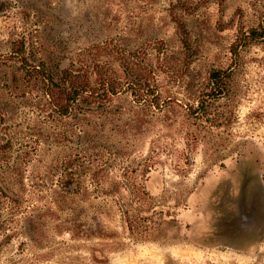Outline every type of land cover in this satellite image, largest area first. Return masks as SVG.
<instances>
[{"label":"rangeland","instance_id":"rangeland-1","mask_svg":"<svg viewBox=\"0 0 264 264\" xmlns=\"http://www.w3.org/2000/svg\"><path fill=\"white\" fill-rule=\"evenodd\" d=\"M2 1L0 264H264V222L238 244L242 222L229 226L220 205L242 168L264 198V40L236 56L227 49L239 26L263 24L264 0ZM177 2L192 7L180 13L198 48L186 66L169 15ZM104 41L143 52V61L162 42L168 62L154 65L143 88L123 83L108 101L78 100L65 115L13 52L23 43L29 62L55 75ZM226 67L228 93L190 116L206 70Z\"/></svg>","mask_w":264,"mask_h":264},{"label":"trees","instance_id":"trees-1","mask_svg":"<svg viewBox=\"0 0 264 264\" xmlns=\"http://www.w3.org/2000/svg\"><path fill=\"white\" fill-rule=\"evenodd\" d=\"M3 7L4 2L0 0V11ZM191 10L192 7L183 2H177L169 8V15L174 22L175 33L181 48L182 58L180 63L185 66L191 62L192 57L198 52L196 39L192 38L187 29L185 18L180 13L182 11L188 14ZM263 40L264 22L263 24L262 22L258 23L255 27L244 28L239 26L227 49L231 55L236 56L241 48ZM90 48L94 51L93 58L88 61L77 60L71 62L55 75H51L42 63L32 64V62H29V58L24 52L23 43L13 52L22 67L29 66V70H26L25 73L30 74L32 83L37 86L40 96L45 98L46 104L52 106L54 111L60 115L67 114L70 106L78 100L88 104H100L108 101L112 95L120 90L124 85L123 83L143 88L148 78L152 82L154 80L153 72L156 68L154 65H165L168 62L166 54L162 53V42L154 46L153 49L155 50L152 58L149 60L145 58L146 61H143V52L126 50L117 43L104 41L103 43L93 44ZM114 65L121 72L119 78L114 75L116 72ZM230 75L229 67L206 70L204 79L207 89L194 98L197 102L196 106L193 103L187 106L188 114L195 117L206 115L208 112L206 111V104H204L205 99L225 96L228 93ZM146 93L149 94L150 101H153L155 105L159 104L157 101L159 94L156 91L151 89ZM5 145L6 142L2 143L0 137V151H4ZM124 186L126 187V185ZM63 190L72 192L73 188L63 187ZM115 202L119 211L121 227L127 234H132L137 228L132 224L126 205L118 197L115 198Z\"/></svg>","mask_w":264,"mask_h":264},{"label":"flooded vegetation","instance_id":"flooded-vegetation-1","mask_svg":"<svg viewBox=\"0 0 264 264\" xmlns=\"http://www.w3.org/2000/svg\"><path fill=\"white\" fill-rule=\"evenodd\" d=\"M238 172V169H236ZM240 178L229 184L226 192H222L220 205L225 208L224 219L232 228L240 226L235 223L238 218L242 224L240 228L233 229L238 244H247L250 236H256L264 222V198L261 188L257 184L253 173L241 169ZM219 207V206H218ZM228 226V224H226ZM243 232V237L239 232ZM238 235V236H237ZM252 243V242H250Z\"/></svg>","mask_w":264,"mask_h":264}]
</instances>
